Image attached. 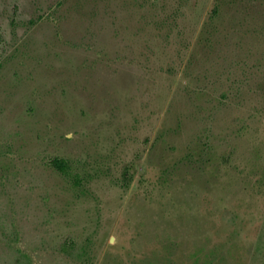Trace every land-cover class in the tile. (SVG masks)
I'll use <instances>...</instances> for the list:
<instances>
[{"label":"rangeland","instance_id":"374dc122","mask_svg":"<svg viewBox=\"0 0 264 264\" xmlns=\"http://www.w3.org/2000/svg\"><path fill=\"white\" fill-rule=\"evenodd\" d=\"M0 264H264V0H0Z\"/></svg>","mask_w":264,"mask_h":264},{"label":"trees","instance_id":"16d2710c","mask_svg":"<svg viewBox=\"0 0 264 264\" xmlns=\"http://www.w3.org/2000/svg\"><path fill=\"white\" fill-rule=\"evenodd\" d=\"M213 12L218 13L216 10H214ZM49 163L60 173L67 176L68 178H71L76 186L82 185L83 177L77 171L76 169L77 166L74 164L73 161L64 157L55 156L50 159ZM131 181H132V176L130 174L129 168L127 167L123 172V178L121 179V182L123 183L124 186H128L130 185Z\"/></svg>","mask_w":264,"mask_h":264}]
</instances>
